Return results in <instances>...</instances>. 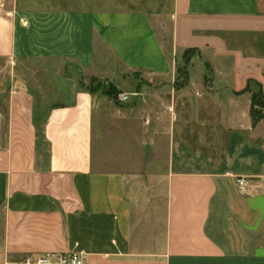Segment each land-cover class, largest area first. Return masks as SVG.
Masks as SVG:
<instances>
[{"label": "crops", "instance_id": "crops-1", "mask_svg": "<svg viewBox=\"0 0 264 264\" xmlns=\"http://www.w3.org/2000/svg\"><path fill=\"white\" fill-rule=\"evenodd\" d=\"M145 1L157 9L144 0L115 11L111 0H0V264L71 250L87 264H264V122H227L219 156L200 106L176 107L175 94L114 106L71 85L36 101L19 75L38 59L92 70L96 37L122 60V81L127 71L169 73L149 14L162 3L175 46L178 21L264 25V0ZM236 177L248 180L245 193Z\"/></svg>", "mask_w": 264, "mask_h": 264}, {"label": "rangeland", "instance_id": "rangeland-1", "mask_svg": "<svg viewBox=\"0 0 264 264\" xmlns=\"http://www.w3.org/2000/svg\"><path fill=\"white\" fill-rule=\"evenodd\" d=\"M150 5L154 9L158 7L157 2L151 4L144 0V7ZM159 7L157 12L149 10L150 22L170 62L169 73L147 75L127 71L124 74L132 78L122 81V60L96 37L92 70L77 68L69 60L38 59L18 66L24 70L19 75L29 83L36 101H40L41 94L48 95L46 101H50L54 97L50 94L55 95L59 86L67 88L71 85L76 89H94L105 95L127 93L129 101L138 94H161L164 99L166 94H175L176 107L191 109L189 113L194 114L200 106L203 121L207 123V142L214 143L220 156L229 136L224 129L226 123L237 120L240 129H244L251 118L252 94L261 93L264 99V25L246 21L236 23L226 18L208 22L195 20L189 23L192 27L188 29L178 21V46H175L167 4H159ZM110 8L122 10V0H111ZM134 80L141 85L134 88ZM106 96L112 105H122ZM54 99L65 97L56 95ZM261 111L260 122H264V109Z\"/></svg>", "mask_w": 264, "mask_h": 264}, {"label": "built area", "instance_id": "built-area-1", "mask_svg": "<svg viewBox=\"0 0 264 264\" xmlns=\"http://www.w3.org/2000/svg\"><path fill=\"white\" fill-rule=\"evenodd\" d=\"M115 99L118 103H126L129 101V95L119 93ZM235 183L240 192H246L248 180L245 177H236ZM6 264H87V261L83 251L71 250L68 252L27 253L19 259L8 261Z\"/></svg>", "mask_w": 264, "mask_h": 264}, {"label": "trees", "instance_id": "trees-1", "mask_svg": "<svg viewBox=\"0 0 264 264\" xmlns=\"http://www.w3.org/2000/svg\"><path fill=\"white\" fill-rule=\"evenodd\" d=\"M89 92H96V90L94 89H85ZM112 97V99L115 100L116 95L114 96L113 94H106ZM260 98L262 100H260ZM116 101V100H115ZM117 103V102H116ZM256 107H259L260 109H257ZM264 109V99L262 98L261 93L260 94H252V98H251V105H250V117H251V121H252V125H255L258 121L262 120L263 118V113L261 110ZM37 126V124H36ZM38 137L42 138L43 135L41 133V130L38 128Z\"/></svg>", "mask_w": 264, "mask_h": 264}]
</instances>
